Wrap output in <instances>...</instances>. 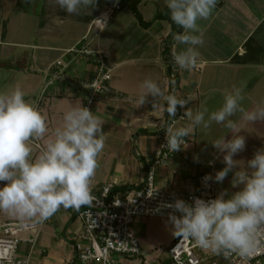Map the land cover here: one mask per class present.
<instances>
[{
  "label": "crops",
  "instance_id": "crops-1",
  "mask_svg": "<svg viewBox=\"0 0 264 264\" xmlns=\"http://www.w3.org/2000/svg\"><path fill=\"white\" fill-rule=\"evenodd\" d=\"M131 1L120 0L119 12L92 36V47L104 51L114 68L111 86L121 95L118 99L97 101L90 108L104 120L102 130L107 137L92 180L93 192L106 184L138 188L153 163L160 134L172 117L153 107L158 101L150 95L143 105L135 106L139 86L146 78L160 83L165 95L191 96L193 99L183 111L218 109L224 93L234 85L243 87L242 106L246 110L264 100V0H217L210 17L197 21L204 43L198 47L197 66L191 70L175 64L174 51L185 46L172 39L169 51L176 75L170 82L161 48L170 32L169 23L154 20L148 28H141L128 8ZM111 2L96 0L88 11L68 14L54 0H0V91L19 87L26 93L25 99L38 104L49 129L40 139L43 148L55 128L62 124L64 113L74 105L84 106L85 102L83 92L75 88L67 89L59 83L45 86L47 69L56 59H64L69 65L68 73L75 78L84 79L91 73L90 61L71 58L65 51L87 33L91 21ZM165 7V0H139L137 4L146 22ZM126 11L127 24L122 22L121 15ZM258 48L262 49L261 57L256 55ZM180 109L178 105L175 115ZM232 119L244 128L240 134L245 137L244 150L233 158L246 164L256 150L264 147V121L248 124L241 121L239 113ZM189 123L186 119L174 126ZM224 135L225 139L231 138L228 129L215 123L208 129L195 128L190 137H185L187 148L173 155L165 166L155 167V185L183 193L196 191V178L200 174L214 176L224 166L223 153H218L211 144ZM39 153L33 147V156ZM230 181L231 173L222 183L214 181L215 197L225 189L229 193L239 190L241 186L233 188ZM4 183L0 182V186ZM7 220L21 219L0 212V223ZM25 221L34 227L17 247L18 260L30 264H80L75 258V247L82 224L75 214L66 209L43 222ZM116 264L128 261L118 258Z\"/></svg>",
  "mask_w": 264,
  "mask_h": 264
},
{
  "label": "clouds",
  "instance_id": "clouds-1",
  "mask_svg": "<svg viewBox=\"0 0 264 264\" xmlns=\"http://www.w3.org/2000/svg\"><path fill=\"white\" fill-rule=\"evenodd\" d=\"M68 14H80L95 6L96 0H54ZM173 23L183 29L173 34L177 45L173 60L180 69L197 66L198 47L204 43L198 20H207L217 0H165ZM135 106L143 105L150 95L156 98L153 107H159L174 117L177 106L184 107L193 98L165 95L160 83L146 78L139 86ZM242 86H233L224 93L222 105L209 111L207 107L193 112L186 108L187 126L166 128V147L169 152L187 148L185 137L195 128L208 129L213 123L223 125L231 138L225 135L211 142L218 153H223L224 166L214 176L205 175V182L222 183L231 173V186L215 198L196 197L192 202L177 198L164 207L169 213L174 236L191 240L202 250L225 258L235 254L244 264L257 253L264 235V147L247 160L233 157L244 150V129L232 119L237 113L242 122L264 121V100L251 110L242 106ZM19 87L0 91V212L21 220L43 222L61 207L79 210L94 201L92 180L104 151L106 133L104 120L82 104L74 105L63 115V122L47 139L39 155L33 156L34 141L45 137L48 123L35 102L25 99ZM162 102V103H161ZM178 213V215H177Z\"/></svg>",
  "mask_w": 264,
  "mask_h": 264
},
{
  "label": "built area",
  "instance_id": "built-area-1",
  "mask_svg": "<svg viewBox=\"0 0 264 264\" xmlns=\"http://www.w3.org/2000/svg\"><path fill=\"white\" fill-rule=\"evenodd\" d=\"M121 9L120 0H112L108 8L95 17L87 33L71 48L65 51L71 58H81L93 65L91 73L84 79H78L68 73V62L56 59L47 69L45 86L54 83L64 85L67 89L75 88L85 95L84 106L91 108L93 103L104 99L121 98L111 86L113 66L107 54L91 45V32L97 34L112 16ZM171 65L168 79H175V68ZM175 90V87H172ZM187 96H183L185 98ZM38 108V104H36ZM181 107V106H180ZM185 107V106H184ZM164 126L160 134L159 146L155 151L153 163L144 173L142 185L133 188L124 195L109 197L113 185L106 184L93 192L94 201L91 205L82 206L79 210L68 208L81 221L82 228L78 234L79 244L75 247V258L80 264H116L118 258H131L141 255L134 232V223L146 218H166L173 209L164 207L177 198L192 202L196 197L205 200L215 198L214 181H204L207 174L196 178L197 190L183 193L177 189H160L155 185V167L165 166L169 159L180 153L169 152L166 144V128L177 122H184L183 108ZM186 140V139H185ZM187 142V141H186ZM33 147L41 152L43 146L40 139L34 141ZM66 210L61 207L57 212ZM178 215V213H177ZM34 226L25 220H7L0 223V264H30L16 258V250L20 242L25 241L24 235ZM264 235V228L261 229ZM166 264H244L235 254L225 258L224 255H213L197 247L191 240L176 236L167 248ZM248 264H264V241H261L257 253Z\"/></svg>",
  "mask_w": 264,
  "mask_h": 264
},
{
  "label": "rangeland",
  "instance_id": "rangeland-1",
  "mask_svg": "<svg viewBox=\"0 0 264 264\" xmlns=\"http://www.w3.org/2000/svg\"><path fill=\"white\" fill-rule=\"evenodd\" d=\"M119 12V11H117ZM122 12V10H121ZM128 16L126 11L125 14ZM127 24L125 19L122 21ZM94 33L91 32V43ZM165 39L161 43V48L164 46ZM256 55L263 56L262 49L258 48ZM134 232L141 255L138 257L126 258L128 264H166L169 263L166 258L167 248L174 239L172 232V224L169 219L166 218H146L138 220L134 223Z\"/></svg>",
  "mask_w": 264,
  "mask_h": 264
},
{
  "label": "trees",
  "instance_id": "trees-1",
  "mask_svg": "<svg viewBox=\"0 0 264 264\" xmlns=\"http://www.w3.org/2000/svg\"><path fill=\"white\" fill-rule=\"evenodd\" d=\"M138 2H139V0H132L129 3L128 8H129L130 12L133 14V16L135 17L138 25L141 28H144V29L148 28L151 25L152 21H154V20H165L169 23L170 32H169L168 36L166 37L165 42H164V46L162 48L163 61L166 64L167 72L169 73L171 65L173 64L172 59L170 57L169 44L172 42L173 34L182 33L183 29L172 22V20L170 18V12H169V9L167 7H165L161 11L157 12L151 21H149V22L144 21L140 12L137 9ZM169 82H170V80H169ZM133 188L134 187H128V186L127 187L126 186L113 187L109 192V197L110 196L112 197L115 195H124L128 191L132 190Z\"/></svg>",
  "mask_w": 264,
  "mask_h": 264
}]
</instances>
